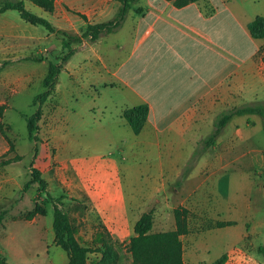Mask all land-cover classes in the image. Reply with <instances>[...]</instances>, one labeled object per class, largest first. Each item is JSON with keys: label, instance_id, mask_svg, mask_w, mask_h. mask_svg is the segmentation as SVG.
I'll return each instance as SVG.
<instances>
[{"label": "rangeland", "instance_id": "obj_1", "mask_svg": "<svg viewBox=\"0 0 264 264\" xmlns=\"http://www.w3.org/2000/svg\"><path fill=\"white\" fill-rule=\"evenodd\" d=\"M57 1L68 4L75 12L84 13L95 3V0ZM118 6L117 0H101L100 5L90 11V21L113 18ZM263 6L264 0H256L247 2L245 9L251 16ZM142 11V5L135 3L125 29L103 35L95 44L87 39L73 44L76 52L61 71L54 95L43 105L36 144L28 138L23 115L31 116L36 112L33 100L44 91L43 79L49 62H55L61 53L62 41L60 36L49 33L42 26L29 24L16 10H10L17 15V37L12 40L0 36V213L5 211L0 225V255L6 264H68L69 261L68 254L55 242L52 202L39 191L37 183L24 190L31 179L32 168H37L46 180L47 192L55 199L63 198L60 207L68 214L77 239L91 250L89 262L100 263L108 247L114 255L107 264H133L129 251L132 237L127 235L119 239L117 234L110 232L107 216H101L86 194L90 189L110 197L129 186L135 188L137 185L119 176L117 166L143 167L152 160L153 154L149 157L129 152L112 154L104 147L105 137L100 138L103 145L96 150L91 145L95 141L94 132L80 131V127L93 124L87 110L88 105L94 103L92 98L99 105L107 103L108 109H112V100L116 97L107 91L100 95L94 88L89 89V81L98 79L101 74L108 77L101 60L97 61L92 51L110 64L118 65L124 56L120 46L126 36L136 35L135 16ZM52 21L73 34H81L86 25L75 13L63 10L57 11ZM34 57L43 58V61L28 59ZM259 90L264 91V84ZM241 105L244 104L238 106ZM226 112L227 109L219 113L216 120ZM108 121H111L109 110L104 123ZM213 121L214 118L208 121L205 136L199 140L207 139L208 133H212ZM230 126L227 132L232 130L231 133L206 151H200L191 143L192 153L187 147L188 153L176 154L182 164L192 160L189 175L164 185L163 189L161 186L160 197L153 195L144 201L143 208L134 210L129 218V230L137 217L148 211L153 213V232L174 230V210L184 208L188 232L181 235V240L187 264H209L227 250L226 264H264V257L258 252L264 243L263 117L257 114L237 116ZM97 131L103 136L107 134L104 128ZM18 156L19 160L3 164ZM166 156L163 154V158ZM157 158L155 154V160ZM219 218L235 224L230 228L221 227L225 231L220 233L218 229L221 228L216 227L217 222H222ZM209 238L212 240L208 251L203 247ZM196 243L205 254L197 262L191 261Z\"/></svg>", "mask_w": 264, "mask_h": 264}, {"label": "crops", "instance_id": "obj_2", "mask_svg": "<svg viewBox=\"0 0 264 264\" xmlns=\"http://www.w3.org/2000/svg\"><path fill=\"white\" fill-rule=\"evenodd\" d=\"M23 1L29 11L52 23L57 11L73 9L55 0L56 10L51 14L29 0ZM140 1L135 2L143 8L142 13L135 16L136 35L130 34L124 39L120 46L124 56L119 64H110L95 50L92 51L93 57L101 60L108 77L101 74L98 79L89 81V89L94 88L100 95L107 91L116 97L112 100V109H108L107 103L99 105L92 98L94 103L88 105L87 110L93 124L80 127V131L89 129L94 132L95 141L91 145L96 150L103 145L100 138L105 137L104 147L109 148L112 154L129 152L147 157L153 154L152 160L143 167L117 166L119 176L131 185H137L135 188L129 186L110 197L97 190H87L89 202L101 212V216H107L109 231L117 234L119 239L135 235L134 226L144 212L129 230V218L134 210L143 208L144 201L153 195L160 197L164 185L189 175L185 173L186 160L180 163V156L176 154L192 153L191 143L198 146L204 141L205 138H199L205 136L209 120L214 118L216 122L219 113L226 109L264 103V91L259 90L264 84V39H254L248 29L256 16L264 17V6L250 16L245 9L246 3L256 0H201L182 8L167 0H144L143 4ZM100 3L101 0H95L93 8L86 13L77 12L85 15L90 23L103 22H92L89 18L90 11ZM125 22L121 30L125 29ZM2 35L12 40L17 37V15L10 10L0 13ZM140 104H148L150 112L142 132L136 135L122 117V112ZM240 104L244 105L238 106ZM107 110L111 121L105 124ZM234 119L216 142L231 133L232 130L230 133L227 130ZM102 128L107 131L105 136L97 131ZM187 147L190 148L188 151ZM155 154L158 156L156 160ZM163 154H167L166 158ZM215 217L218 218V214ZM218 230L222 233L225 228ZM211 240L209 238L203 249L209 251ZM194 248L196 252L191 261L202 260L204 250H200L198 243ZM228 252L223 251L217 258ZM184 262L188 263L185 256Z\"/></svg>", "mask_w": 264, "mask_h": 264}, {"label": "trees", "instance_id": "obj_3", "mask_svg": "<svg viewBox=\"0 0 264 264\" xmlns=\"http://www.w3.org/2000/svg\"><path fill=\"white\" fill-rule=\"evenodd\" d=\"M35 5L43 8L45 11L53 14L56 10L55 0H29ZM120 6L113 18L99 22L90 23L83 14L75 12L69 8L68 11L79 15L86 23L81 34H73L67 30L58 29L50 20L45 19L35 13L29 11L23 0H0V13L9 10H16L20 17L31 25L42 26L49 33H54L61 37L62 50L56 61H50L48 72L43 79L44 91L38 94L33 100V106L37 107L36 112L31 115H23L27 122L28 138L30 141H38L39 122L43 116V105L54 95L56 84L61 71L65 64L72 58L76 52L75 42H81L87 39L90 42L97 41L103 35L112 34L118 31L124 24L129 11L137 0H118ZM173 3L177 8L185 7L191 3L201 0H167ZM250 35L254 39H264V17L256 16L248 25ZM35 61H43V58H28ZM150 108L148 104H140L123 110L122 117L127 121L133 133L138 135L142 132L148 119ZM252 114L263 117L264 129V103L255 105H247L234 107L227 110L215 122V129L207 139L198 145L200 151H205L208 147L215 144L227 124L237 116ZM37 145L35 151L37 153ZM195 155V154H193ZM20 157H14L3 162L8 165L13 161L19 160ZM192 160L188 161L185 173L189 172ZM31 179L25 184L24 190H27L33 183L38 184L41 193L47 195L52 202L54 208L53 229L55 232V242L68 254V264H107L111 261L114 253L107 247L100 263H92L88 261V254L91 250L83 246L76 237L75 229L71 223L68 214L60 207L63 198L55 199L47 192V182L42 177L41 172L37 168L31 169ZM187 213L184 208H176L174 210L176 218V229L163 232H153V213L151 211L144 212L134 226L135 235L129 242V251L133 257V264H185L184 251L181 235L188 232V222L183 215ZM5 211L0 213V225L3 221ZM232 221L217 222L216 227H227L234 225ZM258 252L264 257V243L259 246ZM228 254L225 253L213 261L211 264H226ZM0 264H6L0 255Z\"/></svg>", "mask_w": 264, "mask_h": 264}]
</instances>
